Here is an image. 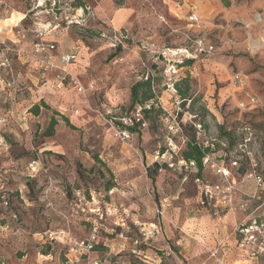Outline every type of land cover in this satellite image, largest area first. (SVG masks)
I'll list each match as a JSON object with an SVG mask.
<instances>
[{"label": "rangeland", "instance_id": "obj_1", "mask_svg": "<svg viewBox=\"0 0 264 264\" xmlns=\"http://www.w3.org/2000/svg\"><path fill=\"white\" fill-rule=\"evenodd\" d=\"M141 2L143 12L153 10L154 1ZM120 5L0 0V257L7 264H229L237 259L226 252L234 247L229 230L253 219L244 220L249 206L264 213L253 179L264 176V0H195L200 26L191 38L213 52L193 58L175 55L192 53L194 44L173 33L175 18L154 11L121 43L111 40L105 11ZM40 28L54 43L55 67L58 54L77 48L66 68L81 92L52 88L56 69L44 72L34 53ZM147 79L153 97L145 108L153 112L144 118L130 94ZM51 119L57 124L48 136ZM189 141L208 150L201 170L183 159ZM216 185L230 188L229 205L218 192L205 200L204 187ZM150 225L157 233L145 240ZM82 242L94 252L70 251Z\"/></svg>", "mask_w": 264, "mask_h": 264}, {"label": "built area", "instance_id": "obj_2", "mask_svg": "<svg viewBox=\"0 0 264 264\" xmlns=\"http://www.w3.org/2000/svg\"><path fill=\"white\" fill-rule=\"evenodd\" d=\"M199 17L195 12H190L185 18V25L183 32L180 28H174L173 33H181L186 41L194 44V50L192 53H189L187 49L179 50L176 53H184L187 54V57L193 58L196 54H210L213 52V47L208 43H205L201 38H191V31L199 28ZM47 28H40L36 32V38L39 39V42L35 44L34 53L38 56L37 62L41 66L44 72L49 69L55 68L56 73L54 77L51 79V86L55 90H61L65 86L75 87L78 92L82 91V87L71 78L70 73L68 72L66 66L73 62L77 57V48L71 51L69 54L61 55L59 57V61L62 64L60 67H55L52 63V53L55 50V46L50 43H46L43 41L46 36ZM126 38L125 31H116L112 30L111 40L118 41L121 43V40ZM238 80L239 78L236 76L234 78ZM138 121V120H137ZM118 136L122 139H128L129 134L126 131H118ZM190 165H193L191 162ZM222 173V176L225 180L229 177V172L226 169H222L219 171ZM256 187H257V195L254 196V199L261 202L264 205V176L255 175L253 177ZM221 187L219 185L209 187L205 186L203 189L205 200L212 199L214 194L218 192L221 196L222 202L227 206L231 201V196L229 193L230 188H226L225 191L220 190ZM203 204V201L201 202ZM234 233H237L240 236V241L238 242V247L242 250L244 255L248 259H264V217L253 218L249 222H243L236 226L233 229ZM157 233V227L155 225H150L148 229H145L143 232V237L145 240L152 239ZM72 249H76L77 251H84L86 253L94 252V246L91 244H74ZM140 254V252H139ZM214 255V254H213ZM146 258V257H145ZM0 264H5L3 260H0ZM89 264H106L105 262H91ZM174 264H185L184 262L177 261Z\"/></svg>", "mask_w": 264, "mask_h": 264}, {"label": "crops", "instance_id": "obj_3", "mask_svg": "<svg viewBox=\"0 0 264 264\" xmlns=\"http://www.w3.org/2000/svg\"><path fill=\"white\" fill-rule=\"evenodd\" d=\"M146 1V0H143ZM154 1V5L152 6L153 10L156 13L164 14L166 16H170L176 19V27L175 28H184L185 18L190 12H197V7L195 5V0H149ZM145 5V4H143ZM142 2L141 0H123V5L117 7L108 8L106 13V18L108 20L109 26L112 27L113 30L116 31H125L126 34L128 30L132 29V27L138 21H143L148 19V16L152 19L151 12H143L141 8ZM23 18L19 21L21 22ZM56 27H54L51 32L55 31ZM50 33V32H49ZM53 44V42H49ZM70 53V52H69ZM69 53H60L58 54V59L61 55H66ZM76 61V60H74ZM73 61V62H74ZM51 71V70H50ZM67 87V86H65ZM243 179L239 181V190L240 184L243 183ZM236 195V193H234ZM251 201V200H250ZM249 201V202H250ZM253 202V201H251ZM242 201L238 202L239 209L242 212H246L245 206L247 204L241 205ZM254 203V202H253ZM233 204V201L231 202ZM248 207V205L246 206ZM261 208L257 206H249V213L245 215L244 220L248 218H260L264 217V213H259L258 211ZM228 243L230 245L231 240L234 241V247L226 249V252H229L236 256L237 259L234 258L233 261H229V264H264V259H248L242 250L238 247V242L240 241V236L237 233H234L233 228L229 230V234L227 235ZM224 251V250H223ZM0 260H3L6 263V260L3 257H0Z\"/></svg>", "mask_w": 264, "mask_h": 264}, {"label": "trees", "instance_id": "obj_4", "mask_svg": "<svg viewBox=\"0 0 264 264\" xmlns=\"http://www.w3.org/2000/svg\"><path fill=\"white\" fill-rule=\"evenodd\" d=\"M183 96L182 94H180ZM152 92L150 87V80H145L144 82H138L131 88V105L139 104L143 107L142 114L144 118H147L149 114L153 112V107L150 106L148 109L145 108V102L150 101L152 99ZM38 106H35L34 108V114L36 115L38 113ZM57 124V121L55 119H51L49 126L47 128L49 134L48 136L53 135V130L55 125ZM130 132L133 130L131 128H126ZM207 149H203L200 146H198L194 141H189L187 143L186 150L182 153L183 159L187 161L188 163L192 162L198 170H201L202 167V160L207 153ZM154 167L158 168L156 164H154ZM154 180L152 179V183Z\"/></svg>", "mask_w": 264, "mask_h": 264}]
</instances>
